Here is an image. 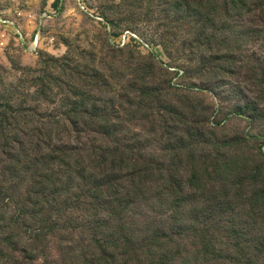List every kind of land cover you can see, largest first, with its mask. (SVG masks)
Returning a JSON list of instances; mask_svg holds the SVG:
<instances>
[{
  "label": "rangeland",
  "instance_id": "1",
  "mask_svg": "<svg viewBox=\"0 0 264 264\" xmlns=\"http://www.w3.org/2000/svg\"><path fill=\"white\" fill-rule=\"evenodd\" d=\"M227 2L0 0V109L16 126L30 124L19 139L29 156L23 150L15 168L5 139L15 126L0 129V197L12 188L16 195L23 188L51 193L58 215L51 224L32 221L22 210L6 211L0 199V238L17 233L0 264H231L225 251L231 233L264 234V212L250 209L244 194L258 187L253 181L240 190L232 181L221 187L203 180L197 189L181 182L221 155L239 158L242 168L264 165V0H244L235 11ZM69 123L109 126L105 141H119L112 149L154 158L140 167L176 174L183 193L166 195L170 204L160 207L164 190L156 179L125 203L122 221L91 218L93 209L82 203L96 204L100 196L82 199L71 176L61 177L78 171L64 166L66 157L84 153L59 144L52 158L35 157L39 141L71 139L63 127ZM37 166L47 168L49 184L41 188L35 185L42 181L28 182L40 175ZM120 166L131 173L135 163ZM96 215L104 218L103 210ZM190 221L210 226L209 239L222 254L201 250V230Z\"/></svg>",
  "mask_w": 264,
  "mask_h": 264
},
{
  "label": "trees",
  "instance_id": "2",
  "mask_svg": "<svg viewBox=\"0 0 264 264\" xmlns=\"http://www.w3.org/2000/svg\"><path fill=\"white\" fill-rule=\"evenodd\" d=\"M243 2L244 0H230V2H227L226 4V9L231 11L239 10L243 6ZM10 105H12V103ZM12 107L13 106H10L11 109ZM72 113L76 114V111H72ZM12 120L13 118H11L7 112H3L0 109V129L4 128L3 124L12 123L13 126H15L5 136L7 143L11 144L9 163H11L12 167L15 168L17 165L21 164L24 159L22 155L23 150L28 154L27 156H29L28 148H24L25 146L23 141H19V139H21V135L29 129L30 124L29 122H26L20 126H16ZM38 127L39 126H33L35 129ZM63 127L70 129V131L74 133V136L67 141H56L51 139V137H48L47 140L52 142H48L47 144L46 140L43 144L39 141L40 146L42 145L41 153H36L37 155L35 157H39V159H41L47 156L50 157L49 155H51L50 158H52L53 154L60 153V149L58 147L59 144L61 146L64 145V148L69 151H73L74 153L79 151L84 153V155H80L78 153V157H76V159L71 156H69L70 159L66 157L64 166H66L67 169H70V171H73L74 168H77L78 171H76L75 175L65 173L61 177L66 182L70 179L69 176H71L74 180V190L81 192L83 195L82 199H84L85 196L91 198L100 196V199H98L100 201L98 203L91 204L78 201V198H80L81 195H75L76 202H79L80 204L82 203L87 209H93V213L90 215L91 218L101 219L104 221L110 219H120V221H122L123 212L125 211L124 208L126 206L125 203L134 200V198L149 188L148 184L153 183L156 179L159 180L161 184L160 186L164 190L160 197V207L168 206L170 204L166 195L171 196L174 194L175 196L179 195V193H183L184 186L179 184L177 185L174 180L176 178V174L171 173V171L162 173L159 172V169H154L152 166L140 167V164L150 165L151 163H156L154 158L127 157L123 152H119L118 147H113L112 149L111 147L114 144H118L119 141L116 139L111 141V144H108V141H105V137H107L110 132L109 126L102 124L97 126H88L85 124L80 125L76 123H69L67 126ZM51 128L52 127H47L45 129H49V131H46L48 134H51ZM42 132L44 131L42 130ZM17 146L22 147L19 148ZM237 159L239 158H235L231 161L227 159L226 155H221V157L216 158V162L213 166H207L204 169H197V166H194L190 171H188L187 175L181 176V182L184 179L183 183H186L189 188L197 189L199 188L198 183L203 180L216 181L217 183L219 182L221 187L232 181V187L236 188V190H240L242 189L241 185H243L244 181H253L258 185V187L247 191V193L244 194L249 196L253 203V207H249L250 209L254 208L264 212V185L261 186V184L264 183V165L253 166L251 169L248 167L242 168V166L240 167L241 162ZM85 160L87 161V164H81L84 167H79L77 162L79 161L80 163H84ZM126 160L135 163V167L131 173L122 172L123 168L120 164H123ZM88 161L91 165H88ZM62 165L63 164H58L56 170H59ZM37 169L38 171L35 173L39 172L40 175L33 177L28 182L36 184L42 181L39 185H35V187L37 186L41 188V185L47 183L49 184L48 177L44 174L47 168L45 169V167L42 168L37 166ZM57 172L58 171L55 172L56 175ZM123 173H125V175H123ZM55 182H52V184L48 186L54 187ZM13 184L14 182L12 181V186ZM56 189V192L59 193L58 188ZM12 191H14L13 188ZM12 191L10 195L7 194L0 197V199H3L4 202L5 207H3L9 213H16L18 212L17 210H22V212H25V214L30 217V220L36 221L39 219L42 220L43 218V220H47L50 224L58 218L57 214L52 215L53 211L51 206L52 204H55V200H50L53 196L51 193H34L33 190L29 188L21 189L18 195L14 193L15 191ZM44 194L48 195L49 200L45 199ZM39 197L44 198L43 204L39 203ZM76 204L77 205L72 207L74 210H78L80 206L78 203ZM179 204L180 203L177 201L176 207L180 206ZM99 210H103L104 218L96 215ZM71 212V214H73L74 211ZM190 222L193 226L195 225L197 227L195 232H197L198 229L201 230V250L206 253L214 252L215 254H222V249H218L219 247L217 245L215 246L209 239L210 226L206 222ZM41 228L37 227L36 230H33L34 232L32 233L31 238L37 236V233L41 231ZM175 229L177 233H181L183 231V227L181 226H178ZM169 230L171 232L172 229ZM110 232L119 234V232L116 231H109L108 233ZM167 234L174 235L172 232ZM16 237V231H8L7 235H3V237L0 238V253L6 251L10 245L16 244ZM229 237L231 238H228L229 241L226 246L228 249H225V251L228 252V256L233 261L231 264H264V234L255 237H243L241 232L238 231L234 234L231 233ZM35 241L36 238L30 243V245H35Z\"/></svg>",
  "mask_w": 264,
  "mask_h": 264
}]
</instances>
